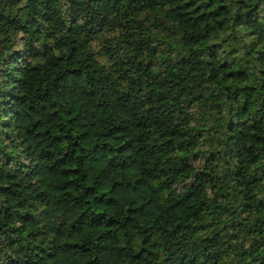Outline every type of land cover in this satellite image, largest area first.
Wrapping results in <instances>:
<instances>
[{
	"label": "trees",
	"instance_id": "obj_1",
	"mask_svg": "<svg viewBox=\"0 0 264 264\" xmlns=\"http://www.w3.org/2000/svg\"><path fill=\"white\" fill-rule=\"evenodd\" d=\"M0 264H264V0H0Z\"/></svg>",
	"mask_w": 264,
	"mask_h": 264
}]
</instances>
